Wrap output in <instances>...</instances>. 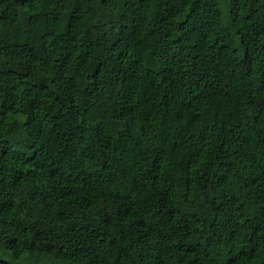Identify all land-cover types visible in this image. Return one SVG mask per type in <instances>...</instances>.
I'll return each instance as SVG.
<instances>
[{"label":"trees","instance_id":"1","mask_svg":"<svg viewBox=\"0 0 264 264\" xmlns=\"http://www.w3.org/2000/svg\"><path fill=\"white\" fill-rule=\"evenodd\" d=\"M0 264H264V0H0Z\"/></svg>","mask_w":264,"mask_h":264},{"label":"rangeland","instance_id":"2","mask_svg":"<svg viewBox=\"0 0 264 264\" xmlns=\"http://www.w3.org/2000/svg\"><path fill=\"white\" fill-rule=\"evenodd\" d=\"M221 9L223 11V15L226 16L227 15V10H226V7H225L224 3L221 4Z\"/></svg>","mask_w":264,"mask_h":264}]
</instances>
